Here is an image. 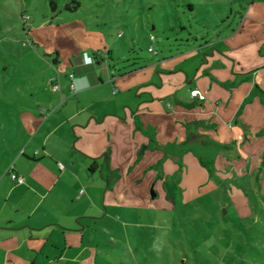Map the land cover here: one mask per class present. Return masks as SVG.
<instances>
[{
    "label": "crops",
    "instance_id": "1",
    "mask_svg": "<svg viewBox=\"0 0 264 264\" xmlns=\"http://www.w3.org/2000/svg\"><path fill=\"white\" fill-rule=\"evenodd\" d=\"M187 6L194 12L192 3ZM214 7H207L210 19L204 21L211 31L178 38L174 52L161 53L155 62L129 61L120 68L125 56L115 58L102 39L100 48L73 40L71 53L43 52L51 72L43 89L48 94L26 102L13 119L23 137L0 134L3 142L12 138L0 169V264H98L109 249L97 235L130 255L128 225L134 218L147 216L145 210L159 217L176 209V197L166 198L149 167L164 156L161 146L181 143L188 133L193 142L207 138L221 147L205 166L185 153L177 191H195L203 183L197 175L208 173V191L216 200L221 195V206L241 217L252 208L264 213V105L258 95L245 101L255 86L264 92V0H241L239 9ZM85 54L94 61L86 64ZM52 77L60 84L57 92ZM195 88L204 100L191 98ZM136 119L154 128L160 148L146 150L134 163L148 141L136 130ZM106 152L110 168L121 174L111 190L101 175ZM93 159L97 169L90 170ZM162 167L168 175L178 171L173 158ZM11 173L24 181L15 182Z\"/></svg>",
    "mask_w": 264,
    "mask_h": 264
},
{
    "label": "rangeland",
    "instance_id": "2",
    "mask_svg": "<svg viewBox=\"0 0 264 264\" xmlns=\"http://www.w3.org/2000/svg\"><path fill=\"white\" fill-rule=\"evenodd\" d=\"M239 1L0 0V134L21 132L23 137V129L13 119L26 108V102L48 94L43 89L49 85L51 72L44 53L55 49L62 55L71 53L75 50L73 40L76 44L92 41L100 48L102 39L113 47L115 58L118 53L125 56L120 68L129 61L155 62L161 53L174 52L178 38L211 31L204 24L210 19L208 8L214 12V6L232 4L239 9ZM66 3L72 7L78 3L79 8L67 11ZM187 3L194 5V12L189 11ZM44 21V29H37ZM89 30L92 36H88ZM29 37H39L42 43L38 47ZM1 140L0 169L9 158V152L3 149L12 138ZM187 153L197 159L192 152ZM186 167L183 161V169ZM197 177L203 183L196 184L195 191H177L175 210L156 211L159 217H150L145 210L147 216L135 217V223L128 225L131 256L108 244L106 236L97 235L99 241L106 240L103 246L109 249L99 255L98 264H264V213L252 208L250 216L237 215L232 208L221 206L220 194L216 200V194L208 191V173ZM153 245L161 251L157 253Z\"/></svg>",
    "mask_w": 264,
    "mask_h": 264
},
{
    "label": "trees",
    "instance_id": "3",
    "mask_svg": "<svg viewBox=\"0 0 264 264\" xmlns=\"http://www.w3.org/2000/svg\"><path fill=\"white\" fill-rule=\"evenodd\" d=\"M78 6H70L69 3L66 4L68 10H74ZM254 95H258L260 101L264 105V92L257 86H255L245 101L250 100ZM136 130H140L147 138L148 141L142 144L137 152L136 159L134 163L138 162L146 150H154L160 148L156 144V139L154 136V128L150 126L144 127L139 119L135 120ZM264 132V128L262 129ZM220 145L212 140L200 138L197 142L192 141V133H188L185 141L181 143H171L161 146L164 156L159 159L156 163L152 164L149 169H154L156 171V179H161L163 188L165 190V196L168 200H174L177 194L178 184L181 178L182 172V158L187 152H192L202 165H206L207 162L213 160L220 150ZM167 158H173L178 165V171L171 175L165 174L163 171V161ZM103 169L101 170V175L106 183V189H109L113 184L120 178V172L116 169H112L109 166V154L106 152L104 158L102 159ZM90 170L97 169V160L93 159L89 165Z\"/></svg>",
    "mask_w": 264,
    "mask_h": 264
},
{
    "label": "built area",
    "instance_id": "4",
    "mask_svg": "<svg viewBox=\"0 0 264 264\" xmlns=\"http://www.w3.org/2000/svg\"><path fill=\"white\" fill-rule=\"evenodd\" d=\"M149 50H151V48H149ZM88 57H90V56H88ZM91 58V60H92V62L94 61L93 59H92V57H90ZM73 73L72 72H70L69 74H68V77L70 78V79H72L73 78ZM50 84H51V88H52V90L54 91V92H57V91H59L60 90V84H59V82L57 81V78L56 77H52L51 79H50ZM72 87V86H71ZM72 90L74 91V88L72 87ZM190 96H191V98H193V99H197V100H204L205 99V95L199 90V89H192V90H190ZM59 167L61 168V169H63L64 168V165L62 164V163H59ZM10 176H11V178L15 181V182H17V183H22L23 181H24V178L22 177V176H19V175H16L15 173H11L10 174Z\"/></svg>",
    "mask_w": 264,
    "mask_h": 264
},
{
    "label": "clouds",
    "instance_id": "5",
    "mask_svg": "<svg viewBox=\"0 0 264 264\" xmlns=\"http://www.w3.org/2000/svg\"><path fill=\"white\" fill-rule=\"evenodd\" d=\"M85 63H92V60L90 57L87 56V54H85ZM154 250L159 253L161 251L160 247L158 245H153Z\"/></svg>",
    "mask_w": 264,
    "mask_h": 264
},
{
    "label": "water",
    "instance_id": "6",
    "mask_svg": "<svg viewBox=\"0 0 264 264\" xmlns=\"http://www.w3.org/2000/svg\"><path fill=\"white\" fill-rule=\"evenodd\" d=\"M56 9V4H53L52 10Z\"/></svg>",
    "mask_w": 264,
    "mask_h": 264
},
{
    "label": "flooded vegetation",
    "instance_id": "7",
    "mask_svg": "<svg viewBox=\"0 0 264 264\" xmlns=\"http://www.w3.org/2000/svg\"><path fill=\"white\" fill-rule=\"evenodd\" d=\"M67 4V3H66Z\"/></svg>",
    "mask_w": 264,
    "mask_h": 264
}]
</instances>
